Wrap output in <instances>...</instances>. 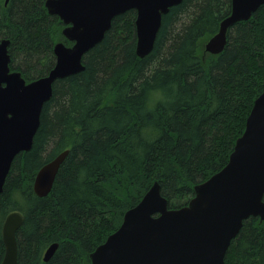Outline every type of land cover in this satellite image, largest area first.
Here are the masks:
<instances>
[{"label":"trees","instance_id":"16d2710c","mask_svg":"<svg viewBox=\"0 0 264 264\" xmlns=\"http://www.w3.org/2000/svg\"><path fill=\"white\" fill-rule=\"evenodd\" d=\"M45 2L0 0V43L10 40L11 69L28 82L54 67L55 44L72 45ZM231 10L232 0H183L164 15L153 51L142 59L130 10L86 54L83 72L55 82L33 147L15 158L0 194V264L3 223L13 211L25 217L18 264H91L155 182L169 208H180L227 165L264 92V5L230 29L221 54L203 56V42ZM65 150L51 193L38 197V170ZM54 243L56 253L44 262ZM225 260L264 264V221H244Z\"/></svg>","mask_w":264,"mask_h":264},{"label":"water","instance_id":"95a60500","mask_svg":"<svg viewBox=\"0 0 264 264\" xmlns=\"http://www.w3.org/2000/svg\"><path fill=\"white\" fill-rule=\"evenodd\" d=\"M10 0H6V5ZM183 0H46L49 14L64 23L63 35L72 43L54 46L51 71L31 82L12 71L10 40L0 43V194L15 158L29 152L41 124L43 108L58 80L85 70L84 57L100 44L114 18L130 10L136 16V48L140 59L150 55L163 17ZM264 0H232V10L218 32L204 45L207 54L219 55L228 33L249 21ZM70 150L58 154L37 172L35 194L47 197ZM264 221V92L254 102L244 133L236 141L227 165L203 183L180 208H169L155 182L141 201L124 214L122 224L91 254V264H226L231 242L250 218ZM25 217L16 210L3 223L5 255L1 264H18L17 232ZM59 247L44 253L49 262Z\"/></svg>","mask_w":264,"mask_h":264},{"label":"rangeland","instance_id":"374dc122","mask_svg":"<svg viewBox=\"0 0 264 264\" xmlns=\"http://www.w3.org/2000/svg\"><path fill=\"white\" fill-rule=\"evenodd\" d=\"M204 43H205V42H203V44H202V45H204ZM202 52H203V51H202ZM206 56H207V55H206ZM206 56H205V57H206Z\"/></svg>","mask_w":264,"mask_h":264},{"label":"bare ground","instance_id":"6f19581e","mask_svg":"<svg viewBox=\"0 0 264 264\" xmlns=\"http://www.w3.org/2000/svg\"><path fill=\"white\" fill-rule=\"evenodd\" d=\"M220 27V26H219ZM232 29V28H231ZM33 184V183H32ZM141 200V199H140Z\"/></svg>","mask_w":264,"mask_h":264},{"label":"flooded vegetation","instance_id":"af4514ba","mask_svg":"<svg viewBox=\"0 0 264 264\" xmlns=\"http://www.w3.org/2000/svg\"><path fill=\"white\" fill-rule=\"evenodd\" d=\"M43 259H44V256H43Z\"/></svg>","mask_w":264,"mask_h":264}]
</instances>
